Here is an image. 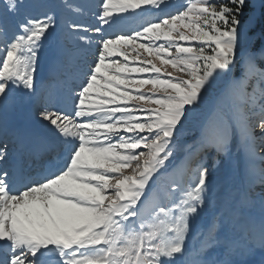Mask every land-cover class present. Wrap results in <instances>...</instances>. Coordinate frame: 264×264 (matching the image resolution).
Returning <instances> with one entry per match:
<instances>
[{
	"label": "snow or ice",
	"instance_id": "6c2138e0",
	"mask_svg": "<svg viewBox=\"0 0 264 264\" xmlns=\"http://www.w3.org/2000/svg\"><path fill=\"white\" fill-rule=\"evenodd\" d=\"M251 3L184 0L175 12L148 19L144 13L163 12L169 0H101L97 25L67 24L78 45L95 43V59L71 114L39 112L67 153L61 165L49 168L32 152L13 156L0 144V264H47L49 257L55 264H208L185 259L189 233L210 202L208 169L198 163L194 179L182 170L146 193L221 77H230L229 95L250 103L214 110L195 155L227 156L238 136L251 158L264 159V103L257 107L256 89L247 91L254 77L264 83V44L251 46L254 17L245 19ZM19 8L18 0L0 6V105L14 90L35 94L41 49L57 27L54 13L18 19ZM129 17L140 26L124 31ZM37 165L40 178L31 179ZM216 230L214 217L206 249Z\"/></svg>",
	"mask_w": 264,
	"mask_h": 264
},
{
	"label": "rangeland",
	"instance_id": "374dc122",
	"mask_svg": "<svg viewBox=\"0 0 264 264\" xmlns=\"http://www.w3.org/2000/svg\"><path fill=\"white\" fill-rule=\"evenodd\" d=\"M33 1H36L37 3H34L33 5L31 4V7L32 10L37 8L36 13L39 10L40 15L38 16H42L44 13L55 14V5L51 2V0H33ZM3 2L4 0H0V6L3 5ZM183 4H184V0H169V4L164 8V11L163 12L152 11V16L150 19H155L163 15L175 12L178 8L182 7ZM23 8L25 7L20 5L19 10ZM65 8L70 10L71 9L75 10L76 15L74 14L73 16L77 20H81L80 22L77 23L84 24L87 26H95V22L98 23L96 14L100 10V5L98 3H95L94 0H77L76 3H70L65 5ZM250 8L251 11H249V9L245 10L246 12L245 19L247 20V17L249 15H252L254 17L252 23L249 25L252 33L251 46H253L252 44L254 43L255 39L257 38L263 39L261 37L262 35L260 33V30L257 28V25L262 15L264 14V3H261L260 0H252ZM27 11L29 10L27 9ZM36 13L31 14L26 12L25 15H21L20 17L18 16V19H24L27 16L36 17L37 16ZM64 17H66V15ZM130 18L131 17H129V19ZM65 19L66 18H61L59 20V24L61 26L62 25L66 26L68 23L73 22L71 20L67 21L65 22L66 23L65 25L63 23ZM58 29L59 26H57L54 29L56 31V33L53 36V38H56L55 40L53 39L56 45L54 49H53V44L50 47L53 50L47 48L46 42H49L50 39H47L44 42V45L41 49L40 60L38 61L37 71L35 74V80H36L35 94L28 95L19 90H14L9 94L8 101L5 104L0 105V117L2 116V114L5 115V117H7V119L11 122L12 125H16V123L13 121L16 117L17 119H20V117H24L22 122L30 119L27 115L29 113H34V115L38 118L40 111L55 105L58 91H62L63 93H66V96H68L69 100L71 99L70 101L72 102V104L75 105V101H74L75 91L78 90L79 83H81L84 79L83 73L93 62L92 61L87 64L86 61H89L91 58L95 59V56H91L90 54L94 53V55H96V45L95 43L87 47L78 45L74 37L70 34H67V36L70 37L69 39H67L69 43L67 45L65 44L64 46L61 43L62 40L60 41L58 39V35H57L59 34ZM109 30L111 33L114 31V29H105V32L107 33ZM63 41L64 43H66L65 42L66 39H63ZM261 45L260 44L258 45L259 48L261 47ZM67 53H71L73 57L67 59L68 57L65 56ZM133 55H135V53L130 52V57H132ZM60 58H62L61 60L63 62L59 61ZM142 59L154 60L153 57H148L146 53L142 54ZM154 62H156L157 65L160 66L159 61L154 60ZM130 66H134V65L130 64ZM164 68H166L168 71H171L170 66H164ZM58 69H60L63 74L61 73L56 74L55 70ZM173 74L176 75V73ZM57 77H59V79H57ZM229 79L230 77L225 76V77H221L217 81L213 89L206 96L205 102L202 105V108L199 114L196 116V118L187 122L184 128L180 129V132L177 134L176 145L173 150V156L170 158V160L172 161L173 159L176 160L183 159L185 161V166L190 164L192 160L193 161L192 179L195 178L196 175L195 169L198 163H202L203 166L206 167L210 172V167L212 166L211 164L212 158H204L201 159L200 161H195L194 158L195 149L192 150L190 153L186 154V156H184L183 155L184 150L182 151L181 148L187 146L188 149H190L191 147L195 146L197 143L200 142L202 133L208 121L211 119L214 110H216L217 108L229 110L233 104L241 105L242 102L244 101L243 98L234 97L228 94ZM44 80H46L45 84L40 85ZM250 83L253 86V88L256 89L255 96L257 98L258 95H256V93L259 92L258 87L260 84L264 85V83H261L258 77H254ZM39 87H41L43 91L42 94H40ZM150 88H151L150 85L145 86L142 89V91L147 93ZM262 90L264 89L262 88L261 91ZM221 92H224V95H222ZM36 101L39 102L36 103ZM34 107H36L35 110ZM144 107H149V106L144 105ZM34 115L31 114V117H33ZM2 119L3 118H1V121ZM32 124H39L40 128L43 125L44 126L42 128L43 132H47L48 129H51L50 126L47 124V122H44L42 120H41L42 125L37 121L32 122L30 124V127L32 128H33V126H31ZM21 128L22 127H20V129ZM24 130L26 131V129ZM190 138L192 139L194 138L195 140L189 142ZM234 145L238 146L242 159L245 163H247L248 165L254 163V158H251L248 155V153L244 150V148L237 143L236 139L232 143V149L234 148L233 150H235L236 148L234 147ZM62 152L63 149L61 150L60 153L61 155ZM205 153L208 155L207 152ZM230 153L226 157L223 155L216 157L215 154L213 155V157L216 158L215 161L218 162L219 164L221 162L225 163L226 160L230 170H234L231 169V167L234 168L236 166L235 168V173H236V171L241 166L240 161L236 157L232 158L233 156H231ZM231 154H233V152ZM256 157H260V155L258 154ZM168 167L170 166L167 162V169ZM176 168L177 167H175V169ZM257 169L260 175L264 174V163L259 165ZM173 170L174 169L172 168L171 171ZM226 170H227L226 173L229 174L230 170L227 167L225 168V171ZM230 176L231 173L229 175V178ZM161 177H159L158 180L156 181V185L158 184L157 186H160L161 183L163 185H166L171 181V179L167 180L165 178L162 180ZM232 181L234 182V179ZM154 190H156V188H154V184H153L149 189V191H154ZM258 193L264 194V184L260 185L259 189L253 190V194L258 195ZM146 195L148 197H151L153 194L148 192ZM224 201H225V206H227L226 201H228V199H225ZM215 203L216 201L214 202L213 199L210 198L208 207L203 210L201 214V218L193 224L197 226V228H195L193 231L189 233L188 241H187V248L189 251V255L185 259H205V261H208V264H264V238H262V230H264V228L263 227L261 228L259 225L255 226L256 221L254 219H251L250 217L248 218L245 216V213L253 214L254 212L256 214H253L252 217L258 218L257 215H260L261 216L260 219L264 223V209L261 211L259 209L255 210L257 206L264 207V204L260 202L259 205H256L255 202H250V200H248L247 196L245 195V198L243 199L241 206H239L238 204L234 205L235 203L229 202L228 207H225V209L219 212L215 206ZM211 212L212 214L209 216ZM215 215H216L215 217L216 221L218 222L217 230L215 233V242L213 243V246L211 248L206 249V244L208 243V241H206L203 231L201 232V229H199V225L202 222V220H204L205 223L208 224ZM251 224H253L254 227H256V230H251ZM192 233H197L195 239H192V237H190V234ZM221 235H223L224 239L222 238L221 241L217 243L216 240ZM221 243H226V244L223 245ZM191 253H193L194 255H191ZM197 253H199V255H197Z\"/></svg>",
	"mask_w": 264,
	"mask_h": 264
},
{
	"label": "bare ground",
	"instance_id": "6f19581e",
	"mask_svg": "<svg viewBox=\"0 0 264 264\" xmlns=\"http://www.w3.org/2000/svg\"><path fill=\"white\" fill-rule=\"evenodd\" d=\"M65 100H66V97L61 96V98H60V105H57V106H56V109L71 114V113L73 112V110L70 109L69 107L64 106V102H65ZM32 118H34V116H33ZM31 126H33V128H34L35 130H37V131H39V130L41 129L40 126H39V124H32ZM24 133H26V131H25L24 128L22 127V128L19 130V132L17 133V134H18V138H19V135H21V138H22V136H23ZM46 135H47V137L51 140V143H53V142H54V143H58V141L55 139L54 134L52 133V131H51L50 129H48V133H47ZM32 138L34 139V141L36 140V142H37V138H34L33 136L30 135V138L27 140V143H28V144L31 143ZM3 142H4V139L0 140V144H2ZM45 144H46V143H45ZM31 145H32V143H31ZM65 155H66V154H64V156H62L60 159H58L56 155H53V156H52V159H51L50 162H49V164H47L48 167L54 169L56 166L61 165V164L64 162V160L66 159V156H65ZM49 157H51V156H49ZM34 170H35L37 173L40 172L39 166H38V165L35 166V167L33 168V171H34ZM38 178H40V176L37 177V178L32 177V179H38ZM21 186H22V182H19V181H18V182L16 183V185H15V187H16L17 189H19Z\"/></svg>",
	"mask_w": 264,
	"mask_h": 264
},
{
	"label": "trees",
	"instance_id": "16d2710c",
	"mask_svg": "<svg viewBox=\"0 0 264 264\" xmlns=\"http://www.w3.org/2000/svg\"><path fill=\"white\" fill-rule=\"evenodd\" d=\"M257 28L260 30V33H261V37L263 38V39H261V38H257V39H255V41H254V43L252 44L253 46V48H255V49H258L259 48V44L261 45L262 43H264V14L262 15V17H261V19H260V21H259V23H258V25H257ZM247 91H253V89H252V87H251V85L249 84V87H248V89H247ZM250 92V93H251ZM256 95H261V93L260 92H257L256 93ZM249 99V98H248ZM250 100V99H249ZM242 105H244L243 104V102H242ZM259 143V142H258ZM262 159L260 158V157H256V159H255V161H261ZM256 170L254 169V168H250V173H253V172H255ZM222 173H221V170H220V168H217V173H216V175L217 176H220Z\"/></svg>",
	"mask_w": 264,
	"mask_h": 264
}]
</instances>
